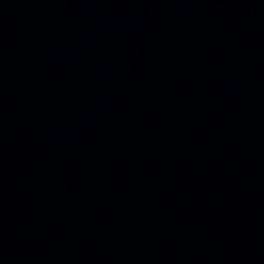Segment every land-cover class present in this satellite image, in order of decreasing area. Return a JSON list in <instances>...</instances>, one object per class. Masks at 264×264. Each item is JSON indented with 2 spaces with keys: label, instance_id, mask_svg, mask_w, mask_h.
I'll use <instances>...</instances> for the list:
<instances>
[{
  "label": "water",
  "instance_id": "obj_1",
  "mask_svg": "<svg viewBox=\"0 0 264 264\" xmlns=\"http://www.w3.org/2000/svg\"><path fill=\"white\" fill-rule=\"evenodd\" d=\"M0 264H264V0H0Z\"/></svg>",
  "mask_w": 264,
  "mask_h": 264
}]
</instances>
